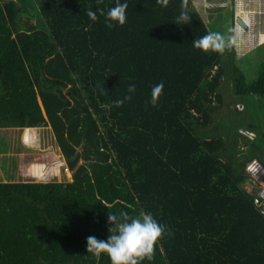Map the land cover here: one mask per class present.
Listing matches in <instances>:
<instances>
[{"label":"trees","instance_id":"obj_1","mask_svg":"<svg viewBox=\"0 0 264 264\" xmlns=\"http://www.w3.org/2000/svg\"><path fill=\"white\" fill-rule=\"evenodd\" d=\"M119 2L126 23L109 29L98 9L117 0H0V127L49 125L73 171L69 183H0V264H111L87 252L115 227L109 212L164 227L141 264H264V214L245 189L264 132L238 128L255 143L242 154L216 115L227 82L225 106L264 102V60L251 78L233 47L195 49L210 30L191 0L181 25L182 0Z\"/></svg>","mask_w":264,"mask_h":264},{"label":"rangeland","instance_id":"obj_2","mask_svg":"<svg viewBox=\"0 0 264 264\" xmlns=\"http://www.w3.org/2000/svg\"><path fill=\"white\" fill-rule=\"evenodd\" d=\"M194 2H197V0ZM191 6L200 11L203 20L208 22L210 32L220 33L226 38L230 36L229 26L231 20L229 19L230 14L228 13V6L225 8H220L218 7L219 5L213 6L215 10L210 14L207 11L208 8L204 11L203 6H198V4L194 5L192 1ZM217 14H219V21L220 24H222L221 27H216L215 22L217 20L213 21V18H215ZM22 20H24V17ZM30 23L33 24L34 19L30 20ZM233 46L232 47L235 48L236 57H240L238 61L241 66L242 64L245 66L247 76L252 78L253 72H257L258 70L260 59L264 57V45L256 47L255 51L251 54L249 51H253L254 47L249 48V50L246 51V49L238 43ZM225 85L226 86L221 88V91H223V103L219 106V109H217L216 115L219 114L218 112H220L218 117H222L225 114L224 117L227 119V123L232 125V135H235L234 138H236L240 143V148H238L239 152L246 154V149L251 148V144L254 141L250 142L248 138H245V136H238L235 131L240 128V133L246 134L251 138L254 137V134L247 131L245 128L257 131V127L261 125L260 132H264V102L261 101L262 99H260V97H255L258 98L256 101L253 99H251L252 101L245 100L247 102H243L247 105L246 111H237L235 106L230 104L225 106L228 100L231 99V91L230 87H228L230 86L229 82ZM214 103L215 102H213V104ZM237 107L239 110L242 109V105H238ZM30 130L31 129H24L23 131L22 128L0 127V148H4L6 150V153H0V181L6 179L11 180L13 183L71 182L73 171L68 168L62 158L63 155L49 125L35 127L32 128L31 131ZM20 134L22 135L23 143L21 141ZM261 139H263V135ZM253 144L255 145V143ZM255 155L260 159L263 158L260 149L255 153ZM80 163H82L81 160L78 164ZM4 174L5 177H3Z\"/></svg>","mask_w":264,"mask_h":264},{"label":"clouds","instance_id":"obj_3","mask_svg":"<svg viewBox=\"0 0 264 264\" xmlns=\"http://www.w3.org/2000/svg\"><path fill=\"white\" fill-rule=\"evenodd\" d=\"M157 2L164 8H167L169 5V0H157ZM187 7L188 0H182L180 5L181 11L175 24H188L191 21ZM127 8V3H120L117 0L115 6L111 7L106 13L103 9H98V11L101 16L105 17L106 26L111 29L116 24L123 26L126 23ZM86 14L94 22L98 19L96 12L91 9ZM239 27L242 28L240 25ZM235 43V35L226 38L220 33L209 32L194 40L193 46L195 49L202 50L205 53L211 51L223 54L226 49L231 48ZM163 90V82L152 88L149 103L153 107L157 106ZM127 91L129 94L124 97V100L130 101L132 99L131 94L135 92V85H129ZM124 100L115 101L116 106H122ZM247 181L248 177L246 183ZM108 221L110 224L115 225V227L109 229L110 235L107 240H98L95 236H89L87 238L88 253L92 254L97 260L100 259L102 254H107L111 260V264H141V261H151L154 258V246L162 238L165 229L151 214L141 212L139 217H129L126 212L120 213L119 216L109 212Z\"/></svg>","mask_w":264,"mask_h":264},{"label":"crops","instance_id":"obj_4","mask_svg":"<svg viewBox=\"0 0 264 264\" xmlns=\"http://www.w3.org/2000/svg\"><path fill=\"white\" fill-rule=\"evenodd\" d=\"M191 1L194 5L198 4V6H203L204 11L208 8L207 11L209 14L212 11L214 12L215 8L213 6L219 5L218 7H220V8L221 7L225 8L226 6H228V13L230 14L229 19L231 20L230 26H229V33H230V36H232V35L236 36V43H238L243 48H245L246 51H248L249 48L254 47L253 50H255L256 47L264 45V43H263V39H264V0H197V2H194L196 0H191ZM209 1H211V2H209ZM210 6H212V7H210ZM200 15H201V13H200ZM237 16L240 17L243 21H245L247 23L246 29L243 27L239 28V29L235 28L234 17H237ZM242 16H246L247 19L242 18ZM207 17H209V16H207ZM213 17H215V16H213ZM214 20H217L215 22L216 27H221L222 24H220V21H219L220 20L219 14H217L216 17L213 18V21ZM205 23L208 24V22H205ZM249 52L251 53L252 51H249ZM262 60H264V57L262 58ZM260 66L261 65L259 64V67ZM12 128H14V127H12ZM24 129H23V131H24ZM31 130H32V128H31ZM251 133L254 134V137H251V138L252 139L255 138V136H256L255 132L253 131ZM20 138L22 141V135L21 134H20ZM22 143H23V141H22ZM3 149L0 150L1 154L6 153V150L5 149L3 150ZM255 157L259 159L258 156L255 155ZM62 158L65 161V158L64 157H62ZM5 174L3 175V177H5ZM6 178H7V175H6ZM0 183H13V182L11 180L4 179L3 181H0ZM16 183H20V182H16Z\"/></svg>","mask_w":264,"mask_h":264},{"label":"built area","instance_id":"obj_5","mask_svg":"<svg viewBox=\"0 0 264 264\" xmlns=\"http://www.w3.org/2000/svg\"><path fill=\"white\" fill-rule=\"evenodd\" d=\"M234 24L235 28H240L235 17ZM245 171L248 177L245 189L255 195L254 203L264 214V165L258 159H252L246 164Z\"/></svg>","mask_w":264,"mask_h":264},{"label":"water","instance_id":"obj_6","mask_svg":"<svg viewBox=\"0 0 264 264\" xmlns=\"http://www.w3.org/2000/svg\"><path fill=\"white\" fill-rule=\"evenodd\" d=\"M236 22L241 26V27H243V28H247V25H246V23L245 22H243L242 21V19L240 18V17H237L236 18ZM264 208V207H263Z\"/></svg>","mask_w":264,"mask_h":264},{"label":"bare ground","instance_id":"obj_7","mask_svg":"<svg viewBox=\"0 0 264 264\" xmlns=\"http://www.w3.org/2000/svg\"><path fill=\"white\" fill-rule=\"evenodd\" d=\"M247 21V20H246Z\"/></svg>","mask_w":264,"mask_h":264}]
</instances>
